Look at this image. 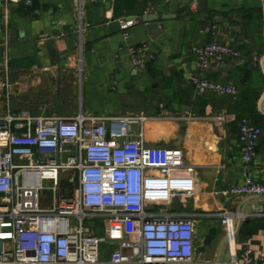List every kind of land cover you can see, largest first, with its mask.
<instances>
[{"label":"crops","instance_id":"crops-1","mask_svg":"<svg viewBox=\"0 0 264 264\" xmlns=\"http://www.w3.org/2000/svg\"><path fill=\"white\" fill-rule=\"evenodd\" d=\"M121 21L133 22L127 38ZM210 41L240 53L213 56L202 74L235 86V98L190 82L201 75L191 48ZM141 44L149 58L136 67L128 47ZM22 111L62 118L167 113L147 122L144 134L148 146L177 150L185 165L163 178V210L190 215L195 248L213 236L189 264H231L248 247L264 257V195L223 193L245 175L264 183V0H199L196 13L187 0H0V117ZM241 118L261 128L249 164ZM114 247L104 244L101 258Z\"/></svg>","mask_w":264,"mask_h":264},{"label":"built area","instance_id":"built-area-1","mask_svg":"<svg viewBox=\"0 0 264 264\" xmlns=\"http://www.w3.org/2000/svg\"><path fill=\"white\" fill-rule=\"evenodd\" d=\"M187 5L196 13L199 0ZM132 24L119 22L124 38ZM146 51V44L128 47L134 66H144ZM191 52L201 73L190 80L196 90L238 95L235 86L202 75L213 56L238 58V50L210 41ZM163 116L168 114L62 118L22 111L0 117V264H189L195 223L162 204L163 178L185 165L177 150L148 146L144 138L146 123ZM260 134L259 126L241 118L238 138L245 164L257 156ZM47 190L49 202L43 198ZM223 193L264 195V183L245 175ZM84 219L102 221L105 235H97ZM109 241L115 247L103 259L102 247ZM231 264H264V257L248 247Z\"/></svg>","mask_w":264,"mask_h":264},{"label":"rangeland","instance_id":"rangeland-1","mask_svg":"<svg viewBox=\"0 0 264 264\" xmlns=\"http://www.w3.org/2000/svg\"><path fill=\"white\" fill-rule=\"evenodd\" d=\"M44 184H48V182L47 181H45L44 182ZM50 197H51V192L50 191H45L44 192V196H43V198H44V200L47 202H49V200H50ZM84 224L85 225H88V226H90V227H93V229L95 230V232L97 233V234H101L102 235V233H103V231H104V224H102L101 222H100V220H98V219H84ZM100 225L102 226V227H100ZM198 233V232H197ZM133 237L134 236H136L137 235V233H136V231H132V234H131ZM198 240H199V243H202V237H201V234H200V232L198 233ZM110 248V246L109 245H105V249L107 250V249H109Z\"/></svg>","mask_w":264,"mask_h":264},{"label":"water","instance_id":"water-1","mask_svg":"<svg viewBox=\"0 0 264 264\" xmlns=\"http://www.w3.org/2000/svg\"><path fill=\"white\" fill-rule=\"evenodd\" d=\"M213 240V236H207L205 237L202 245H197L195 248V253L199 254L201 252H204L206 247L211 244V241Z\"/></svg>","mask_w":264,"mask_h":264}]
</instances>
